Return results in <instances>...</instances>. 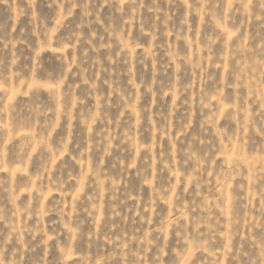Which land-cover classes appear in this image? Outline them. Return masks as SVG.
<instances>
[{"label": "rangeland", "instance_id": "obj_1", "mask_svg": "<svg viewBox=\"0 0 264 264\" xmlns=\"http://www.w3.org/2000/svg\"><path fill=\"white\" fill-rule=\"evenodd\" d=\"M0 264H264V0H0Z\"/></svg>", "mask_w": 264, "mask_h": 264}]
</instances>
